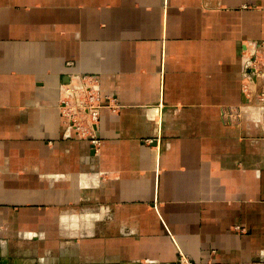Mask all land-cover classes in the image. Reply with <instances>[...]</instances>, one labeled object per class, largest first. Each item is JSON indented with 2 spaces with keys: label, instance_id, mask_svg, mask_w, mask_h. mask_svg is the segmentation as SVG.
I'll list each match as a JSON object with an SVG mask.
<instances>
[{
  "label": "crops",
  "instance_id": "obj_1",
  "mask_svg": "<svg viewBox=\"0 0 264 264\" xmlns=\"http://www.w3.org/2000/svg\"><path fill=\"white\" fill-rule=\"evenodd\" d=\"M251 42L264 0H0V262H264ZM77 75L122 105L99 153L64 135Z\"/></svg>",
  "mask_w": 264,
  "mask_h": 264
},
{
  "label": "built area",
  "instance_id": "obj_2",
  "mask_svg": "<svg viewBox=\"0 0 264 264\" xmlns=\"http://www.w3.org/2000/svg\"><path fill=\"white\" fill-rule=\"evenodd\" d=\"M111 107V97H103L100 94L96 76H73L61 88L59 109L64 135L89 141L95 153H99L101 140L97 135V127L100 113L104 108Z\"/></svg>",
  "mask_w": 264,
  "mask_h": 264
},
{
  "label": "rangeland",
  "instance_id": "obj_3",
  "mask_svg": "<svg viewBox=\"0 0 264 264\" xmlns=\"http://www.w3.org/2000/svg\"><path fill=\"white\" fill-rule=\"evenodd\" d=\"M247 47L248 49L245 50L243 54V58H244L243 60H245L246 75L244 78V82L242 84V91L246 100H248L250 103L253 102L261 106H264V42H251L247 44ZM106 97H111V103H112L111 109L109 108L106 109H109L114 113H117L119 112L120 109H122V105L118 103L115 97L113 96H106ZM231 116H229V118H231ZM235 116L237 117V115ZM75 137L79 138L77 136ZM231 230L233 232L240 234L246 233V229L241 226H235L231 228ZM211 254L215 255L216 251L213 250ZM0 264L2 263L0 262ZM135 264H213V263H211V260H209L207 263L197 262L193 258H190L189 256L180 252L178 254V259L173 262L154 263L150 261H144V262L140 261ZM255 264H264V262L255 263Z\"/></svg>",
  "mask_w": 264,
  "mask_h": 264
}]
</instances>
